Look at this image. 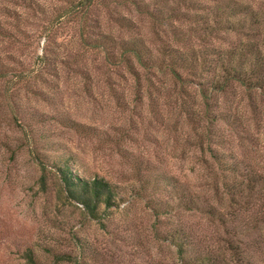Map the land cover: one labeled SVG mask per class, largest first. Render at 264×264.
<instances>
[{
  "label": "rangeland",
  "instance_id": "obj_1",
  "mask_svg": "<svg viewBox=\"0 0 264 264\" xmlns=\"http://www.w3.org/2000/svg\"><path fill=\"white\" fill-rule=\"evenodd\" d=\"M142 1L153 11L184 9L175 0H96L79 16L74 6L83 5L80 0H0V264H30L26 252L36 264H182L165 237L173 228L190 233L191 252L236 264L220 220L186 208L179 198L191 192L200 204L214 202L224 211L228 203L223 188L216 194L208 183L206 165L220 168L201 159L179 85L168 73L154 76L135 58L121 56V39L141 34L155 44L153 18L136 5ZM249 1L264 6V0ZM183 24L200 27L187 19ZM212 32L206 39L215 43L238 37ZM102 34L113 38L112 46L92 43ZM194 80L185 85L196 97L188 102L200 131L208 119ZM252 93L257 116L244 89L235 87L233 99L245 108L243 128L220 120L213 125L228 138L224 150L264 173V92ZM216 99L211 112L227 106L223 93ZM65 165L116 183L117 204H100L90 215L64 189ZM162 201L169 212L151 207ZM244 212L228 229L238 226L240 245L264 264V225Z\"/></svg>",
  "mask_w": 264,
  "mask_h": 264
},
{
  "label": "trees",
  "instance_id": "obj_2",
  "mask_svg": "<svg viewBox=\"0 0 264 264\" xmlns=\"http://www.w3.org/2000/svg\"><path fill=\"white\" fill-rule=\"evenodd\" d=\"M95 1L80 0L83 5L76 4L74 10L79 9V16H85L90 7L94 6ZM116 1L121 3L126 0ZM175 1L184 6V9L173 7L168 12L164 8L153 11L149 10L147 1L136 4L144 5L146 7L144 11L148 12L151 19L153 18L151 25L155 27L154 45L150 46L141 34L121 39L117 44L124 58L128 60L135 58L143 69H147V72L154 76H157L155 73L158 71L166 72L175 86L179 85L178 93L181 94V98L183 97L180 101H182L185 118L195 123L192 130L198 135L201 159L208 161L209 158L220 168L218 172L211 165H206L212 175V178L209 175L208 183L214 192L217 194L222 187V191L228 196L226 210L224 211L223 207L218 209L214 202L200 204L191 192L186 195L182 191L179 198L183 205L188 209H200L203 213L220 220V224L229 234L223 238L224 247L229 249L232 254L231 259L236 264H258L252 254L246 250L247 246L243 248L240 245L242 240L236 238L238 226L231 231L228 225L236 220L235 217L242 210L247 214L246 217L243 213L247 219L251 218L254 222L260 221L264 225V173L252 164L236 159L233 150H224L222 147H225L228 138H225L213 122L220 120L234 128L244 127L245 108L240 99L236 101L233 99L236 85L244 89L249 98L251 110L255 111V116L258 115L256 99L252 92H264V6H255L249 0H212L209 5L203 4L201 0ZM205 7L208 8V12ZM198 9H202L203 12ZM210 16L214 17V25L207 23ZM185 19L200 23L199 29L184 25ZM222 29L235 32L238 37L234 40H226V44L206 39L213 33L212 31H217L214 33L218 34V31ZM108 35L97 36L92 39V43L95 45L108 43L112 46L113 38ZM222 37L229 36L226 34ZM195 40H200L201 43L196 44ZM192 79H195L196 93L198 92L205 106L202 116L208 119L203 124L204 129H201V132L196 130L197 112L193 108V103L188 102L189 99L196 102L194 99L196 97L194 92L187 89L185 85L186 81ZM218 93L224 94L227 106L211 112L208 106L214 102L218 105V99H216ZM199 125L202 127V124ZM60 169L64 189L69 191L70 196L80 202L90 215H96L100 204L105 206L117 204L119 191L116 183L97 174L87 177L75 173L67 165ZM219 174L221 180L218 181ZM239 206H242V209ZM151 207L158 213H167L171 206L169 202L162 201L151 204ZM165 237L176 245V252L182 264H231L224 256L221 262L218 255L191 252L190 247L193 246L191 236L184 228L168 230ZM26 253L29 263L36 264L31 253Z\"/></svg>",
  "mask_w": 264,
  "mask_h": 264
}]
</instances>
